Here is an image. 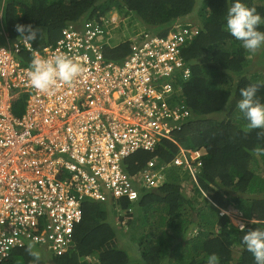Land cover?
<instances>
[{
    "label": "built area",
    "instance_id": "built-area-1",
    "mask_svg": "<svg viewBox=\"0 0 264 264\" xmlns=\"http://www.w3.org/2000/svg\"><path fill=\"white\" fill-rule=\"evenodd\" d=\"M121 23L115 12L69 23L41 49L26 33L0 32V264L29 245L68 255L87 212L114 211L126 230L133 208L121 202L133 205L142 189L162 187L170 168L197 182L205 151L180 144L190 111L173 98L190 77L181 53L198 30L144 29L112 45ZM36 52L66 54L84 71L70 85L38 91L25 71Z\"/></svg>",
    "mask_w": 264,
    "mask_h": 264
},
{
    "label": "trees",
    "instance_id": "trees-1",
    "mask_svg": "<svg viewBox=\"0 0 264 264\" xmlns=\"http://www.w3.org/2000/svg\"><path fill=\"white\" fill-rule=\"evenodd\" d=\"M243 2L264 18V0ZM4 3V19L9 27L22 17L40 23L31 26L33 31L39 30L36 38L30 39L36 49L53 43L69 23L99 20L111 12L117 13L122 23L126 20L128 26L140 22L157 33L176 25L197 27L198 34L184 51L191 77L179 83L180 95L173 99L183 100L190 111L186 128L179 135L180 144L202 148L206 155L197 182L183 172L169 177L168 183L160 188L142 189L133 205L121 202L123 209L132 206L135 210L136 221L128 232L130 241L137 242L135 256L117 248H104L115 237L112 219L90 220L91 213L87 212L82 239L68 255L55 258L50 252L40 254L31 248L39 253L37 261L29 247H24L15 250L2 264H91L84 260L89 253L98 259L96 264H207V257L213 253L218 256L217 264H256L241 240L248 229H264V155H257L258 149H264V137L258 136L260 129L247 128V120L237 104L242 98L240 90L250 84L261 85L257 96L264 102V47L250 53L227 32L230 4L226 0H5ZM258 29L264 31V23ZM137 30L134 27L133 32ZM175 152V147L170 148L169 154L162 152L160 160H169ZM183 183H189L192 191L186 192ZM228 207L253 222L238 230L228 217L219 213ZM185 210L194 216L186 219ZM156 217L158 223H154ZM188 227L189 230L195 227L196 234L189 235V230L186 234ZM155 232L157 236L152 238Z\"/></svg>",
    "mask_w": 264,
    "mask_h": 264
},
{
    "label": "clouds",
    "instance_id": "clouds-1",
    "mask_svg": "<svg viewBox=\"0 0 264 264\" xmlns=\"http://www.w3.org/2000/svg\"><path fill=\"white\" fill-rule=\"evenodd\" d=\"M226 3L230 4L226 14L225 27L227 32L230 33L231 36L234 37L237 41L240 42L241 47H243L250 53H256L257 50H259L261 47H264V31L258 29V26L264 23V18H262V16L256 11L255 8L247 6L243 2V0H226ZM123 25L126 27V29L129 30L128 32L129 35H127L122 39H127L133 34L138 33L144 29L151 31L153 30L152 27H149V25L142 26L141 24V27L138 28L136 32H133L134 28H130L131 26L126 25V23H121V26ZM192 27L198 30L197 27L195 26ZM16 30L17 32L23 35L27 31L28 35L26 36V38H30V39H35L36 31H39V30L33 31L31 25L25 26L21 24L16 25ZM121 40L119 42H121ZM188 45L183 48L181 56L184 62L186 63V65L190 69V77H191V68L189 63L185 60V56H184L185 48H187ZM25 71L27 73L28 83L32 88L38 91L47 92L53 90L57 85L58 81L69 85L72 84L82 74L84 69L78 62L74 61L66 54L57 53L45 57V56H41L38 52H36L33 55V59L31 60L29 67ZM260 86H261L260 84H250L246 88L241 89L240 94L242 98L238 101L237 108L243 114L244 118L247 120V128L250 130L260 129L261 132L258 133V136L264 137V102H261L260 98L257 96V92L259 91ZM187 149H191V148H187ZM194 149H202V148H194ZM205 155H206V151H205ZM257 155H264V149H258ZM170 169H175V168H170ZM169 180L170 179L168 174V181ZM222 210L232 211L230 212L231 214L229 215L224 214L223 216L228 217L232 225L235 226L238 230H243L247 223L253 222L252 220H248L244 218L243 215L233 207H228L227 209H222ZM134 211L135 210L133 209V213H131L126 219L128 225V228L126 230L128 232L130 227L134 223ZM95 217L108 219L106 218L107 217L106 215V216H94L90 218V220H93V218ZM112 218H114V222H115V215L111 216L109 219ZM239 222H243L244 226L242 228H239ZM112 225L115 229L114 223ZM117 226L119 225L117 224ZM119 228L121 227L119 226ZM191 230H194V233L193 232L191 233L190 232ZM195 232H197V229L195 227H192L189 230V235L192 236L193 234H196ZM82 233L79 235L78 238L79 241L80 239H82ZM241 243L246 248L247 251L253 254L256 264H264V229L262 228L248 229L243 235ZM31 248L32 246L29 245L30 254L33 257H35L37 261H39V253L32 252ZM34 251H40V249H35ZM84 257H85L84 260H88L91 264L99 262L98 259L94 257L91 253L86 254ZM217 262H218V256L215 253L207 257V264H217Z\"/></svg>",
    "mask_w": 264,
    "mask_h": 264
},
{
    "label": "rangeland",
    "instance_id": "rangeland-1",
    "mask_svg": "<svg viewBox=\"0 0 264 264\" xmlns=\"http://www.w3.org/2000/svg\"><path fill=\"white\" fill-rule=\"evenodd\" d=\"M25 17H22L21 19V21H19V23H17V24H21V25H25V26H27V25H31V26H34V25H39L40 23H38L36 20H34V19H32L31 17H26L25 19H24ZM3 23V25L1 26L0 25V32L2 31V30H4L5 31V33L7 34V35H9L10 37H12L13 35H17L19 32H17V30H16V25L17 24H15L14 26H11V27H9L7 24H6V22H5V19H4V16H3V21H2ZM125 23H126V25H127V22H126V20H125ZM140 28L141 27V23L139 22H137V24L136 25H133L132 27H130V28ZM129 28V29H130ZM129 30L128 29H126V27L123 25V26H121V29L120 30H117L116 32L114 31L113 33H112V38H109V43L110 44H112V45H114V44H116V43H118L122 38H124V37H126L127 35H129ZM260 50H262V49H260ZM262 67V66H261ZM260 68V67H259ZM263 68V67H262ZM263 75V73L262 74H260V76H262ZM168 174H169V177H170V179H172L173 177H177V176H179L180 175V172L177 170V169H170L169 171H168ZM182 187H184V189L186 190V192H191L192 191V186L189 184V183H183L182 184ZM192 195V194H191ZM185 218L186 219H190V218H192L194 215L192 214V213H190L188 210H185ZM139 216H140V220L142 219V212H140L139 213ZM131 219V218H130ZM129 219V220H130ZM97 220L99 221V220H101L102 222H103V219L102 218H97ZM108 220H111V219H109L108 218ZM135 221H136V219H135V217H134V223H135ZM104 222H106V221H104ZM114 223V226H115V231H116V233H115V237L113 238V239H111L110 241H108V242H106L104 245V248H106V249H120V250H122V251H124V252H126L127 253V255H129V256H135L136 255V253H137V250H138V246H137V242L136 241H130V239H129V236H128V231L126 230V231H123L121 228H119V226H117V221H116V218H115V222H114V218H112V224ZM154 223H158V218L156 217L155 218V222ZM141 228H142V226L140 227V229H139V227L137 228V231L139 232L140 230H141ZM148 229V231H150L149 230V228H147ZM188 230H189V227L187 228V231H186V234H187V232H188ZM191 233L193 232L194 233V230H191L190 231ZM196 233V232H195ZM194 235V234H193ZM155 236H157V233L155 232V234L154 233H152V235H151V237L152 238H155ZM187 236V235H186ZM136 235L134 236V238L136 239ZM133 238V239H134ZM99 249V248H98ZM42 250V251H41ZM39 253L40 254H46V253H49V252H47V251H45L44 249H40V251H39Z\"/></svg>",
    "mask_w": 264,
    "mask_h": 264
},
{
    "label": "crops",
    "instance_id": "crops-1",
    "mask_svg": "<svg viewBox=\"0 0 264 264\" xmlns=\"http://www.w3.org/2000/svg\"><path fill=\"white\" fill-rule=\"evenodd\" d=\"M264 70V69H263ZM261 77H263V76H261Z\"/></svg>",
    "mask_w": 264,
    "mask_h": 264
}]
</instances>
